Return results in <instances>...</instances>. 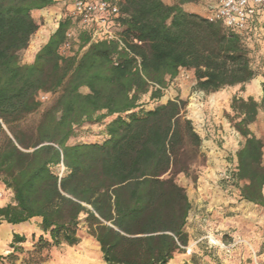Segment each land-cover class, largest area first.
<instances>
[{"label":"trees","instance_id":"obj_1","mask_svg":"<svg viewBox=\"0 0 264 264\" xmlns=\"http://www.w3.org/2000/svg\"><path fill=\"white\" fill-rule=\"evenodd\" d=\"M114 1L118 38L93 39L80 28L76 50L65 54L77 27L67 10L47 42L34 46L35 12L57 0H0V182L12 192L0 225L38 218L40 253L78 245L84 223L107 264H167L189 244L192 203L177 175L189 174L203 137L185 100L147 109L145 99L160 100L182 69L193 70L206 93L244 85L257 72L243 34L185 10L197 0ZM33 49V61H24L22 52ZM262 91L261 102L233 96L229 119L244 138L234 172L240 197L264 208V141L250 128L264 110V83ZM96 123L104 140L70 142L77 128ZM27 239L15 232L0 264H15ZM27 253L25 264L46 260Z\"/></svg>","mask_w":264,"mask_h":264},{"label":"rangeland","instance_id":"obj_2","mask_svg":"<svg viewBox=\"0 0 264 264\" xmlns=\"http://www.w3.org/2000/svg\"><path fill=\"white\" fill-rule=\"evenodd\" d=\"M164 1L166 3L174 2V0ZM199 4L204 6L206 0L186 3L185 8ZM205 13V10H203L202 14L205 15ZM37 20L40 23V27H44L43 29H45L46 32L51 31V25H44L45 15L43 17H37ZM73 29L75 38H77L80 28L75 27ZM39 30L37 32L38 36L36 33L33 38L34 40L36 39L34 42L35 48L39 47L36 44L37 39L40 37ZM74 42L75 41L72 40L71 47L65 50L62 48L61 51L65 54H69L71 49L76 50ZM245 45L249 51L252 66L257 72L255 78L257 79L258 77L259 79L260 76L264 78V14L261 23L258 24L253 31L246 33ZM28 51L30 50L22 52L23 59L28 57ZM35 51L36 50L33 49L30 52ZM191 82H194V84L191 85ZM195 84V79L192 78L188 80L187 87L189 89L185 91L183 97H177L187 102L186 114L193 120L197 131L200 119H204L207 128L212 130L214 127L216 130L214 132L207 130V132L204 133L201 155L195 159L189 174L179 173L177 175L178 183L185 187L192 203L191 210L195 213L194 218H199L202 221V219L209 216L211 217L214 213L217 215V211H222L220 208H225L224 214L227 216L231 213L229 208L239 203L250 204L261 211L259 215L260 218L257 220L254 230H252L247 223L243 222H239L238 226L235 225L230 227V229H221V227L218 226V219L215 218L211 226L206 227L202 232L200 231V234L204 235L205 238L200 242L201 246L199 247L203 251H210L211 255H213L212 259L215 264H264V222L262 221L264 217V208L241 199L234 177L237 165L236 153L243 144L244 138L235 129L234 123L229 119V114H233L230 109V104L235 95L248 98L246 85L229 86L217 92L206 93L197 89ZM167 89L160 100L152 101L147 96L145 99L146 108L150 109L158 103L165 101L167 99V94H169ZM260 89V87L253 88L252 93L257 96ZM82 90L84 92L88 91L86 88ZM56 97L57 94H53L49 99L44 101L42 107L29 116L27 120L28 123L35 125L39 121L42 112L54 102ZM250 128L254 134L264 141L263 109H260L257 120L250 125ZM105 137L103 124H84L77 128V134L70 142L102 141ZM0 185L2 186V188H0V205H4L11 201L12 195L1 182ZM226 204L228 206H226ZM34 222L37 223V220ZM192 223L193 220H188L187 230L190 225L192 227ZM31 228L33 232L27 231L24 233L28 238L23 245L25 252L19 255V259L15 264H25L24 259L29 256L27 251L33 253L32 258H38L40 256L46 257V260L41 264H74V258L81 261L82 258L80 254L83 253L82 249L85 248L92 253L91 255L93 258L97 259V257H99L96 255V246L94 241H92L94 238L88 234L84 223L81 224L79 230L81 241L78 245L51 246L45 248L40 253H35L34 247L39 239L41 230L36 229L35 223L32 224ZM18 229L22 228L19 226ZM211 237L216 244L211 243ZM214 238H216L217 241ZM101 258L103 259L102 256Z\"/></svg>","mask_w":264,"mask_h":264},{"label":"crops","instance_id":"obj_3","mask_svg":"<svg viewBox=\"0 0 264 264\" xmlns=\"http://www.w3.org/2000/svg\"><path fill=\"white\" fill-rule=\"evenodd\" d=\"M66 5L67 3L65 0H57V3L54 6H51L49 8L35 12L36 18L43 17L45 15L44 25L47 26L49 24L52 27L50 32H46V30L43 29L44 27L43 28L40 27V30H39L40 37L37 39V42H36V44L39 47L45 42H47L50 35L57 28L59 20L61 19L64 10L67 8ZM185 7L186 5H184V8ZM185 10L190 11V12H195V13H198L204 16V14H202V11L204 10V6L201 4L190 6L189 8H185ZM37 36H38V33H37ZM28 52H29L27 54L28 57L25 58L24 61L32 62L34 59L35 52H30V51ZM192 78L195 79L193 70L182 69L180 74L174 80L171 81L168 87L169 89H167L169 93L167 94V99L163 101L162 103H166L169 99H174L177 96L183 97L185 95V91L189 89L187 87V82L188 80ZM263 82H264V78L263 76H260L259 79L258 77L257 79L253 78L250 82L246 83L245 85H246L247 92H248L247 97L252 96L257 101L261 102L262 96H263V91H262ZM192 84H194V82H191V85ZM256 87L261 88L257 96H255L252 93V89ZM207 130H209L210 132H214L216 129L214 127L212 130L207 128L206 122L204 121V119L202 120L200 119V121L198 122V131L202 135V137H204V133L207 132ZM0 188H2L1 185H0ZM8 191L12 195V192L10 190ZM6 204L7 203H5L4 205ZM4 205H0V206H4ZM226 206L228 205L226 204ZM220 209L222 211H217V215L214 213L210 217L207 214L209 217L202 219V221L199 218H194L195 213L193 212V210H191L189 220L190 221L193 220V223H192V227L191 225L188 227V233L190 236L189 245L185 248L184 251L176 253L174 257L167 264H215V262L212 259L213 255H211L210 251H203L199 247L201 246L200 242L203 241V239L205 238L204 235L200 234V231L202 232L203 230H205L206 227L211 226L215 218L218 219V226L221 227V229H225V228L230 229V227H233L235 225L238 226L239 222H243V223H247L250 226V228L254 230L256 228V222L257 220H259L260 218L259 215L261 213V211L256 209L255 206H251L250 204H247V203H241V204L239 203L238 205L235 204L231 206L229 208V211L231 213L227 216L224 214L225 208H220ZM36 220H37V223L34 222ZM39 221L40 220L38 218H33L30 221L19 223V224H10V223L1 224L0 225V254H5L9 252V243L12 241L13 234L15 232H18V233H25L27 231L33 232V229L31 228V226L34 223L36 225V229L39 230L40 229ZM262 221L264 222V217ZM19 226L22 229H18ZM212 239L213 238L211 237V243L212 241H214ZM92 241H94L95 243L96 255L99 257H97V259L93 258L91 255L92 253L88 249L85 248V249H82L83 253L80 254L82 258L81 261H78L77 259L74 258L73 259L74 264H107L101 258L102 252H101L99 243L95 239H93Z\"/></svg>","mask_w":264,"mask_h":264},{"label":"built area","instance_id":"obj_4","mask_svg":"<svg viewBox=\"0 0 264 264\" xmlns=\"http://www.w3.org/2000/svg\"><path fill=\"white\" fill-rule=\"evenodd\" d=\"M67 14L70 15L77 27L93 31V39H117L113 24L121 16L118 2L114 0H65ZM205 17L220 23L225 30L243 34L253 31L262 21L264 0H206L204 5ZM67 42L63 49L71 47L75 38L74 30L67 33ZM47 96L43 95L42 100ZM216 244L215 241H212Z\"/></svg>","mask_w":264,"mask_h":264}]
</instances>
